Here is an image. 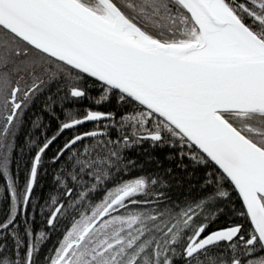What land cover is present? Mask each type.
Instances as JSON below:
<instances>
[{"label": "snow or ice", "instance_id": "snow-or-ice-1", "mask_svg": "<svg viewBox=\"0 0 264 264\" xmlns=\"http://www.w3.org/2000/svg\"><path fill=\"white\" fill-rule=\"evenodd\" d=\"M0 264H264V0H0Z\"/></svg>", "mask_w": 264, "mask_h": 264}, {"label": "trees", "instance_id": "trees-1", "mask_svg": "<svg viewBox=\"0 0 264 264\" xmlns=\"http://www.w3.org/2000/svg\"><path fill=\"white\" fill-rule=\"evenodd\" d=\"M157 155H160L162 157L163 153L162 152H157Z\"/></svg>", "mask_w": 264, "mask_h": 264}]
</instances>
